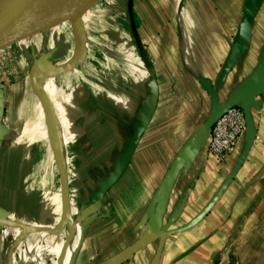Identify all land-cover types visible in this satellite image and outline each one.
<instances>
[{
	"label": "crops",
	"instance_id": "obj_1",
	"mask_svg": "<svg viewBox=\"0 0 264 264\" xmlns=\"http://www.w3.org/2000/svg\"><path fill=\"white\" fill-rule=\"evenodd\" d=\"M249 1L193 0L182 5L173 0L172 19L139 23V45L130 32L120 52L116 41L110 42L116 53L108 54V61L103 56L105 63L99 61L98 50H90L86 52V69L75 65L45 78H63L61 85L48 89L45 83V87L50 95L57 92L59 99L53 101L66 139L61 136L64 144L71 145L67 154L72 167L69 206L78 226L74 253L66 259L61 258L62 252L60 256L56 253L55 261L41 257L42 251L48 252L52 234L75 224H62L61 219L52 227L53 217L45 210L51 181L43 179L40 148L30 128L37 115L26 113L33 107V98L25 99L32 66L55 51L49 42L55 30L22 40L21 59H28L29 54L38 58L27 72H17L20 80L16 77L7 82L0 75V214L5 221L32 228L19 242L15 239L14 264H109L139 242L143 246L134 256L119 264H264V75L253 106L239 105L247 115L246 127L230 154L218 162L208 153V135L198 138L214 109L264 72L262 0L250 33L239 37L233 63L220 83ZM149 24L154 26L153 34L143 29ZM95 41L99 39L89 40ZM77 46L76 59H80L84 41L79 39ZM11 48L0 54H9ZM74 54L62 63L76 60ZM119 54L126 57L124 75L118 71ZM52 66L57 68L58 64ZM204 79L211 83L213 95L202 88ZM105 82L109 86L104 87ZM154 88V111L125 171L102 198L95 200V193L120 164L135 127L149 108ZM38 116L46 130L54 133V142L48 138L54 163L64 165L60 133L58 137L56 127L49 126L41 109ZM172 166L175 172L160 207ZM3 225L0 264H4L9 237Z\"/></svg>",
	"mask_w": 264,
	"mask_h": 264
},
{
	"label": "water",
	"instance_id": "obj_2",
	"mask_svg": "<svg viewBox=\"0 0 264 264\" xmlns=\"http://www.w3.org/2000/svg\"><path fill=\"white\" fill-rule=\"evenodd\" d=\"M99 0H0V51L17 44L18 42L44 33L46 31L56 30L61 26L69 27L72 29L74 38V51L75 45L81 39L80 26L86 14L97 4ZM262 0H250L246 7L242 27L237 32L230 50V56L226 67L222 73L220 83L225 75L230 70L234 60L235 48L238 44V39L241 36H247L250 33L251 23L258 11ZM128 17L132 27V34L137 41L136 31L133 25L132 18V0H128L127 4ZM43 58L37 59L29 72V84L32 91L37 95L40 101V107L44 116L47 115L50 121L56 127V118L51 101L44 90V80L47 77H53L62 74L70 67L75 65L71 61L65 68L57 69L51 65L43 62ZM150 71V69H148ZM264 75L263 71L257 74L252 83L242 90L238 95L230 99L228 102L221 106H217L207 123L204 125L199 133L198 138H202L209 134L212 126L217 119L228 109L239 106L240 103L253 106L254 97L261 93V82ZM202 88L210 95H213L211 83L207 80H201ZM219 83V84H220ZM2 92L0 90V99ZM156 105V89H153L152 99L149 108L146 110L142 119L135 127L133 135L130 139L128 147L122 157V160L110 178L99 188L95 193V200L102 198L107 191L115 184L121 177L125 168L130 160V157L135 149V146L141 137ZM244 117L246 118V112ZM2 117V109L0 108V119ZM59 177L60 196H61V219L70 221L71 224L76 222L71 218L69 206V189H68V175L65 163L62 167L55 164ZM175 172V166H172L165 180V190L161 196L160 207L162 206L163 199L169 191L171 179ZM4 215L0 214V223L4 222ZM42 230L51 231L50 228ZM164 234L160 236V242L156 252V258H159ZM143 246L139 242L134 244L128 250L113 259L109 264H119L130 260L134 254Z\"/></svg>",
	"mask_w": 264,
	"mask_h": 264
},
{
	"label": "rangeland",
	"instance_id": "obj_3",
	"mask_svg": "<svg viewBox=\"0 0 264 264\" xmlns=\"http://www.w3.org/2000/svg\"><path fill=\"white\" fill-rule=\"evenodd\" d=\"M178 1H180L182 5H186L188 2L190 3L193 0H178ZM126 2L127 0H99L97 4L89 11V14L84 18V22H82L80 26L81 39L82 41H84L85 47H84L83 54L79 57L80 59L74 60L75 65L78 66L77 68L82 67L83 69H86V64H88V61H89L88 58L86 57L87 51L98 50V52H100V56H102V58L99 56V61L105 63L106 61H108V54L116 53L112 51L110 42L116 41L115 43L119 45V48H120L119 52L121 51V47L123 46L126 47V45H123V42L127 39L126 36L129 37L130 32L132 33L133 31L132 27H129L130 20L128 21V19L126 18V8H127ZM172 3H173V0H134L132 9L134 10L136 14L139 23H141V21L146 22V20L148 21L151 20L152 21L151 24H154L156 22V19H159V20L168 19V18L172 19L174 17V9H172V7L170 6ZM157 7H159L160 9H158ZM163 7H164V11L161 10ZM151 24L143 27V29L150 30L149 34H153L152 30L154 29V26H151ZM116 29L118 30V32L115 31ZM137 29L138 30L136 33L140 37L141 28L139 27ZM135 31H136V28H135ZM118 33L123 35L124 38L120 39L119 38L120 35ZM47 38H49V36ZM92 38H95V39L98 38L99 41H95L94 43L89 42V40ZM49 42L50 43L52 42L53 47L55 46V49H53L55 51L51 53L50 57L45 56L43 58L44 60L43 62L47 65L52 66V65L65 62L70 57L71 53L72 55L74 54V38L72 35V29H70L69 27L61 26L58 29H56L55 33L53 34V41H49ZM98 42H100V44ZM21 43L22 41L18 42L17 44L12 45V48L8 52L9 54L11 53L12 56H9V54H0V75L4 79H6L7 82H12L16 80L15 79L16 77H18L17 79H19L18 73H20L22 69H25V72H27L30 64H32V62L38 58L36 55L32 56L31 54H29L28 59H25V58L21 59L20 57V53H21L20 50L22 46ZM75 49H76L75 50V53H76V51L78 50V46ZM103 56L106 58V61L104 60ZM118 59H120L121 61V63H117V66L121 68V69L118 68V71H120V73L124 75L125 69L122 65L126 63L125 61L126 57L123 54H119ZM19 63H23L22 65H25V66H23L22 68L21 66H19ZM113 68L115 69L116 67L113 66ZM117 76L115 77L117 78ZM87 78H88L87 80L89 81L92 80L91 77L90 78L87 77ZM62 79L63 78L61 77L54 78L51 80L46 79L45 83L48 89H51L53 87H57L61 85L63 82ZM82 83L83 82H81V84ZM25 85H27V88L29 89V90L27 89V91L29 92V96L26 95L25 99L28 101L29 97H31V99L33 98V102H31V104H33V107H31L30 109H27L26 113H30V114L33 113L34 115H37L36 120L30 123L32 125L30 128H31V132H33L32 134L35 139V144L38 145V148H40L39 153L41 154V159H42L41 165L43 167V173H44V175L42 174V176H43L44 181H48L47 183L51 181V188H49L50 186H47V190H46V193L48 194V196L45 202V206H46L45 210H48V212L51 213L53 217V221L55 223V224L53 223L54 225L52 227H54L61 220V198H60V191H59V177L57 173V168L55 166V163L52 157V151H51V148L48 142L47 130H46L44 120H42L38 116L39 111L41 109L40 101L37 95L30 88L29 82H26ZM83 85L84 84L81 85L82 91H84V86H85ZM105 85L106 86L104 87H107L109 86V83L105 82ZM50 96L52 99L54 98L59 99L57 97L56 91L54 92V94H51ZM86 108H88V106ZM43 116H44V113H43ZM55 118H56L57 136L60 133V139L62 143L61 154H63L62 153V150H63L64 157H65V166H66L67 175H68V181H71L72 167L67 157V154L69 152L68 150L71 145L69 144V142L64 144V139H63L64 132L60 129L62 126V123H61L62 117L60 116V112L57 111V115L55 116ZM69 156H71L70 153H69ZM70 214H71V218L74 220L72 213H71V209H70ZM67 224H68V221H67ZM68 227L71 228L72 238L77 236L78 226L74 225L70 227L69 225ZM68 227L64 226L62 227L63 230L61 232H59L58 234H52V237L50 236L51 239H49V243H48L49 244L48 252L42 251L41 257L43 258L49 257L52 259V261H55L56 253L58 254V256L61 255L63 247L61 246L59 249L58 247L61 245L62 241L64 243L65 235L69 230ZM2 229L5 230L9 234L7 247L3 253L4 264H14L13 260L15 259L14 256L16 253L14 252L13 245L15 243V239L16 238L18 239L21 236V232H23V229H20L19 233L15 232L16 227H4ZM56 247H57V250H56ZM74 247H76V237L73 243L71 244L68 253L65 255L62 254L61 258L66 259L68 256L70 258L72 254L74 253V250H75Z\"/></svg>",
	"mask_w": 264,
	"mask_h": 264
},
{
	"label": "built area",
	"instance_id": "obj_4",
	"mask_svg": "<svg viewBox=\"0 0 264 264\" xmlns=\"http://www.w3.org/2000/svg\"><path fill=\"white\" fill-rule=\"evenodd\" d=\"M245 127L246 120L240 106L226 110L217 119L208 134V153L216 161H222L234 149L238 137L245 130Z\"/></svg>",
	"mask_w": 264,
	"mask_h": 264
},
{
	"label": "bare ground",
	"instance_id": "obj_5",
	"mask_svg": "<svg viewBox=\"0 0 264 264\" xmlns=\"http://www.w3.org/2000/svg\"><path fill=\"white\" fill-rule=\"evenodd\" d=\"M79 50H80V53L82 55L83 54V47L81 46ZM78 56H79V52L77 50L73 57H74V59H76V58H78ZM69 62L58 64V66H56V67H57V69H60L61 67H64ZM45 117H46V120L48 121L49 126L53 129L55 127L54 124L50 121V119H49V117L47 115H45ZM50 130L47 131L48 132V135H49L48 138L52 142H54V140H53L54 133H52V131H50ZM53 145H54V143H53ZM61 147H62V143H61V139H59V149H60V152H61ZM54 153L56 155H58V151L57 150H54ZM58 166L59 167H62L63 166V163L60 162V161H58ZM61 222H62V224H66L67 223V221L66 220H63V219H62ZM2 225L3 226H6V227H16L19 230L20 229H23V232H21V236L18 239H16V242H19L20 239L22 238V236L32 229L31 226H28V225L22 224V223H18V222L14 221V220H8V219H6V221L4 220V222L0 223V226H2ZM61 226L62 225H58L57 227H60L61 228ZM51 231L54 232V230H52V229H51ZM75 237L72 238L71 228H69V231L66 233L65 238H64V244H63V248H62L63 255H65V254L68 253L69 248H70L71 244L73 243Z\"/></svg>",
	"mask_w": 264,
	"mask_h": 264
},
{
	"label": "trees",
	"instance_id": "obj_6",
	"mask_svg": "<svg viewBox=\"0 0 264 264\" xmlns=\"http://www.w3.org/2000/svg\"><path fill=\"white\" fill-rule=\"evenodd\" d=\"M127 2H128V0H127ZM133 4H134V0H132V8H133ZM126 18L128 19V21H129V17H128V13L126 12ZM132 20H133V25H134V28H136V32H137V28H139L140 27V24H139V21H138V18H137V16H136V14H135V12H134V10L132 9ZM130 21H129V27H131L130 26ZM136 35H137V33H136ZM138 39V38H137ZM138 41V40H137ZM135 42V41H134ZM137 45H138V43H137ZM43 87H44V90H45V92H46V94L48 95V97H49V99H50V101H51V104H52V106H53V110H54V113H55V115H57V111H56V108H55V102L53 101V99L51 98V96H50V94L47 92V89H46V87H45V80H44V85H43ZM80 140H82V141H84L83 140V137H82V139H80Z\"/></svg>",
	"mask_w": 264,
	"mask_h": 264
}]
</instances>
